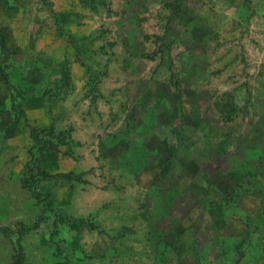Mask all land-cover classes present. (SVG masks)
<instances>
[{
  "label": "rangeland",
  "instance_id": "obj_1",
  "mask_svg": "<svg viewBox=\"0 0 264 264\" xmlns=\"http://www.w3.org/2000/svg\"><path fill=\"white\" fill-rule=\"evenodd\" d=\"M101 1L0 0V264H264V0Z\"/></svg>",
  "mask_w": 264,
  "mask_h": 264
},
{
  "label": "trees",
  "instance_id": "obj_2",
  "mask_svg": "<svg viewBox=\"0 0 264 264\" xmlns=\"http://www.w3.org/2000/svg\"><path fill=\"white\" fill-rule=\"evenodd\" d=\"M83 3H86V4H88V5H90V6H95V5H99V4H101L102 3V1L101 0H81ZM87 70H88V72H89V68H87ZM90 75V78H91V74H89ZM31 135H32V137L34 138V139H37V134H36V132L33 130V129H31ZM210 154H212V153H210ZM213 156L215 157V158H219L220 159V157H218L217 156V153L215 154V153H213ZM209 163H210V161H209V159H208V162L207 163H202L203 165V168H204V170H205V168H207L208 166H209ZM180 168V170H178V172H180V171H182V170H186L187 172H189V174L188 173H185V172H183V174H184V176L185 177H187V178H189L188 177V175L190 176V180H189V183H191V184H193V186H192V188L194 189H192L193 190V193L195 194V195H197L198 193L200 194V193H205V188H206V186H205V184L207 183V182H202L201 181V178H202V176H200V178H195V172L194 171H192L189 167H181V166H179ZM188 170H187V169ZM208 171V170H207ZM207 171H205V172H207ZM182 173V172H181ZM210 178H212V176H210ZM27 186H30V184L29 183H27L26 184ZM222 190V189H221ZM225 190V189H224Z\"/></svg>",
  "mask_w": 264,
  "mask_h": 264
}]
</instances>
